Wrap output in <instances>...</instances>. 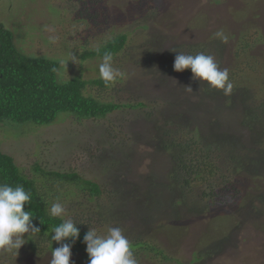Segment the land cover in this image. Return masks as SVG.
Instances as JSON below:
<instances>
[{
	"label": "rangeland",
	"instance_id": "374dc122",
	"mask_svg": "<svg viewBox=\"0 0 264 264\" xmlns=\"http://www.w3.org/2000/svg\"><path fill=\"white\" fill-rule=\"evenodd\" d=\"M0 22L14 31L16 46L27 56L58 60L63 81L82 73L86 78L99 75L102 57L82 54L127 33L125 48L113 56L123 80L102 90V95L108 100L145 99L155 105L152 111L120 109L100 119L64 118L63 112L51 126L43 127L30 121L3 122L0 148L19 163L21 157L29 172L34 162L30 155L42 150L38 160L45 168L76 170L108 185V193L118 192L114 198L91 203L79 194L65 196L66 188H60V197L49 199L65 206L66 218L101 233L109 226L121 227L130 242L145 240L184 264H264V177L253 175V168H260L264 176V161H255L257 167L250 159L244 161L246 156L264 157V124L259 126L264 122V70L259 69L264 63V0H0ZM217 32H223L227 41ZM247 43L254 56L235 55ZM192 47L213 55L221 69L228 70L235 59L243 62L238 79L244 87L233 88V104L221 100L217 93L222 92L206 81L194 79L191 69H174L179 52L186 54ZM72 52L79 64L66 63ZM95 90L88 88L93 94ZM244 110L254 114L249 122L242 120ZM216 116L218 122L209 126V119ZM169 118L190 130L199 126L205 137L219 133L205 143L222 168L216 173L221 181L215 185L221 201L209 195L200 200L177 187L166 147L180 152L182 145L193 153L199 139L182 126H168ZM121 122L122 131L111 128V123L119 127ZM249 126L257 130L250 131ZM169 131L175 135L171 141L164 139ZM217 136L234 142L237 155L232 149L217 151ZM231 157L240 159L241 167L233 169V177L224 173ZM240 174L245 189L237 195L232 187L220 184ZM212 182H196V193L208 194L207 184ZM31 238L19 252L0 249V264H50L53 243L39 233ZM138 249L133 250L138 264H177L161 261L155 251L145 254ZM72 253V264H88L82 250L72 248Z\"/></svg>",
	"mask_w": 264,
	"mask_h": 264
},
{
	"label": "trees",
	"instance_id": "16d2710c",
	"mask_svg": "<svg viewBox=\"0 0 264 264\" xmlns=\"http://www.w3.org/2000/svg\"><path fill=\"white\" fill-rule=\"evenodd\" d=\"M127 36V33L116 34L115 36L106 39V41L99 47V53L96 50H87L82 54V58L95 55L103 57L104 52H109L112 57L116 56L125 48ZM195 48L197 47L188 49L186 54H197V49ZM236 51L238 52L235 54L237 56L240 54H246L248 57L252 58L255 54L253 52V48L248 43L243 44L242 50ZM236 60L237 59L233 61L232 66L228 69L229 79L231 80L235 91L240 90L241 85L243 86V80L240 81L238 79V73L244 68L243 62L238 61L239 64H237V62H235ZM60 66L61 65L58 60L39 55L27 56V54L21 52L15 44L14 31L6 28L0 22V126H2L5 121L16 123L30 121L39 127L51 126V124H53L57 117L63 112L66 113L64 118L69 116L70 118L72 117L76 120H82L90 118H105L109 113H111V111L115 112L120 109H145L146 111L155 110V105H149L145 99H133L132 97H127L128 99H125L126 101L106 99V97L102 95L101 91L106 88L113 87L115 82L106 84L100 78V75L86 78L82 75V73L76 77L63 81L59 78L58 74ZM259 69L260 71L264 70V63L261 67H259ZM80 71H83L82 66L80 67ZM242 74L245 76L244 72H242ZM121 80L123 79L118 78L116 82ZM97 86L99 87V90L96 88ZM90 87L92 89H96L95 91H97V93L93 94L89 92L88 88ZM208 92L211 91L209 90ZM220 92L222 93L217 94H221L223 96L221 100H224L225 103L233 104L232 94L226 96L222 90H220ZM216 100L218 101V99ZM231 110L234 109L231 108ZM256 114L258 115V113ZM253 118L254 114L252 111H243L242 120L244 122H249ZM216 119L217 116L210 118L208 125L213 126L214 123L218 122ZM260 123L261 124L259 126L264 124V122ZM168 124V126H182V131L189 132L188 130H190L189 125H185L184 123L181 124V122L179 123L171 120V118L168 119ZM110 125L111 128H114V130L120 129V131H122L125 127L122 122L119 127L113 125L112 123ZM253 128V126H249L250 131L256 129V127L254 129ZM190 131L193 133L196 140L199 139L198 144H196L197 150L195 152L188 153L186 148L182 145H179L183 150L180 152L179 149L174 148V146L172 148L166 147L167 150L169 149L168 153L171 154L170 157L173 163L172 175H174V179L177 180V187L181 189L184 188L185 193L190 191L192 194H196L200 200L201 197L203 198L209 195L212 196L214 200L221 201L218 200V190L215 188V185H217L218 181H221L219 177H216V173L221 171L222 168L216 164L214 158L212 157V159L207 152V150L209 152L214 150L212 148L208 149L207 144L205 143V139H211L213 138V135L216 136V134L219 136V133L214 132L213 134L205 137L206 135H201L202 130L199 126ZM169 132L171 134H167L164 139L169 138L168 141H171L170 137L175 135H173L171 131ZM218 139H220V141H217L216 144L219 145L220 148L215 147L217 151H220L221 149L224 153H226L230 152L232 149L233 152L235 151L234 154L237 155V148L234 142L229 144L228 138L221 139L218 137ZM175 140L177 139H174V141ZM40 152H35L34 156L30 155V157H34L32 158V162H34L32 163L31 170L29 172L27 168L22 167L25 163L21 157L19 159V163L12 154L4 152L0 148V182L8 183L13 187L23 185L25 190L31 193V204H26L25 210H32L35 215L33 217V223L40 228L39 236L45 241L50 240L53 243L52 248H55L56 244L60 242L52 241L51 233L53 228L61 222V219L50 215V208L53 200H50L49 197H60V188H66L65 196L69 195L68 193H72V195L73 193L79 194L86 197L89 202L93 203L94 201L100 202L99 198L101 197H103V200H106L109 197L114 198L115 192L117 191L113 192L110 189V192L108 193V185L105 187V185L100 181L98 182L96 179L89 178L76 170H63L58 167L53 169L45 168L38 160ZM246 157L247 158H245L244 161L250 159L253 163L252 165L255 167L258 166V164H255V161H264V157H261L260 155L253 157V159L249 156ZM229 158L230 157L227 159ZM231 158L234 160L231 159L232 163H228L227 168L224 170L225 175L231 174L233 169H235V171L241 169L239 164L240 162L238 161L240 159L236 160V158ZM29 161L30 160H27L26 163ZM225 163L227 164V162ZM253 169V175L264 177L259 172L260 168ZM221 174H223V171ZM231 175L233 177V174ZM242 175L243 174H240L237 179L231 177V179L226 183H219L223 184L222 186H224L225 189L227 187H232L231 192L237 195L245 189L242 182H240ZM209 179L213 182L207 184L211 186L208 194H206L205 191L196 193V182ZM56 184H59V186H56ZM76 224L77 227L80 228V238L75 241L68 238L66 242L72 244V248L82 250L84 254L83 256H86L89 261V256L86 252V244L83 242V237L88 229L78 223ZM45 233H47V235H45ZM131 245L133 250H135L136 247H139L138 251L141 253L148 254L150 251H155V253L157 252L156 256H159L161 261L184 264L180 261V259L178 260L173 256L168 255L161 247L149 244L145 240H136L131 242ZM195 259L197 261L199 257H195Z\"/></svg>",
	"mask_w": 264,
	"mask_h": 264
},
{
	"label": "clouds",
	"instance_id": "9594fccd",
	"mask_svg": "<svg viewBox=\"0 0 264 264\" xmlns=\"http://www.w3.org/2000/svg\"><path fill=\"white\" fill-rule=\"evenodd\" d=\"M216 35L227 41L223 32H217ZM51 39L54 42L55 38ZM96 51L99 53L100 49L97 48ZM70 60L79 64V57L73 52L66 63ZM174 69H191L194 79L206 81L209 87L222 90L226 96L232 92L233 84L229 79V71L221 69L211 54L200 52L192 55L179 52L175 57ZM99 75L108 84L122 78L124 73L114 67L112 55L104 52L99 65ZM187 90L192 91V88L188 87ZM31 201V193L26 191L23 185L13 187L0 182V249H15L19 252L27 240L32 239L33 234L40 232V228L33 223L35 215L32 210H25V205L31 204ZM65 213L66 209L62 203H52L50 215L59 217L61 222L51 233V240L60 242V246L53 248L50 264H72L73 245L66 241L68 238L73 241L80 238V228L73 219L65 218ZM83 242L89 256L88 264H138L131 242L121 227L109 226L106 233L91 227L84 235Z\"/></svg>",
	"mask_w": 264,
	"mask_h": 264
}]
</instances>
